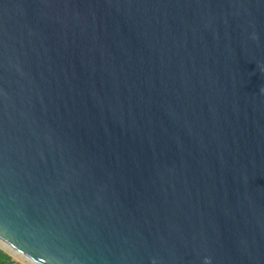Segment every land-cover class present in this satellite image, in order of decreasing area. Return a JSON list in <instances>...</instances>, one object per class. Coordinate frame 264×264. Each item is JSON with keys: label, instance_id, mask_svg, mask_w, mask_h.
I'll list each match as a JSON object with an SVG mask.
<instances>
[{"label": "water", "instance_id": "water-1", "mask_svg": "<svg viewBox=\"0 0 264 264\" xmlns=\"http://www.w3.org/2000/svg\"><path fill=\"white\" fill-rule=\"evenodd\" d=\"M0 241L264 264V0H0Z\"/></svg>", "mask_w": 264, "mask_h": 264}, {"label": "crops", "instance_id": "crops-1", "mask_svg": "<svg viewBox=\"0 0 264 264\" xmlns=\"http://www.w3.org/2000/svg\"><path fill=\"white\" fill-rule=\"evenodd\" d=\"M0 264H21V262L9 254L6 248L0 246Z\"/></svg>", "mask_w": 264, "mask_h": 264}, {"label": "rangeland", "instance_id": "rangeland-1", "mask_svg": "<svg viewBox=\"0 0 264 264\" xmlns=\"http://www.w3.org/2000/svg\"><path fill=\"white\" fill-rule=\"evenodd\" d=\"M0 246H2V245L0 244ZM2 247H3V246H2ZM6 251H7L9 254L13 255V257H15L16 259H18V261H20L21 264H33L31 261L27 260L25 257H23V256H21V255L15 253V252L12 253V250H8V249H6Z\"/></svg>", "mask_w": 264, "mask_h": 264}, {"label": "bare ground", "instance_id": "bare-ground-1", "mask_svg": "<svg viewBox=\"0 0 264 264\" xmlns=\"http://www.w3.org/2000/svg\"><path fill=\"white\" fill-rule=\"evenodd\" d=\"M0 244L4 247V248H6V249H8V250H11L9 247H7V245H5L3 242H1L0 241ZM14 251H12V253H13Z\"/></svg>", "mask_w": 264, "mask_h": 264}]
</instances>
